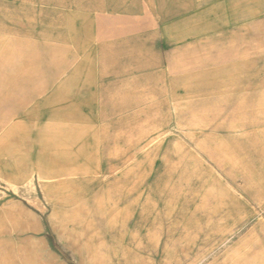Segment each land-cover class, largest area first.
Here are the masks:
<instances>
[{
  "label": "rangeland",
  "instance_id": "obj_1",
  "mask_svg": "<svg viewBox=\"0 0 264 264\" xmlns=\"http://www.w3.org/2000/svg\"><path fill=\"white\" fill-rule=\"evenodd\" d=\"M40 263L264 264V0H0V264Z\"/></svg>",
  "mask_w": 264,
  "mask_h": 264
},
{
  "label": "crops",
  "instance_id": "obj_2",
  "mask_svg": "<svg viewBox=\"0 0 264 264\" xmlns=\"http://www.w3.org/2000/svg\"><path fill=\"white\" fill-rule=\"evenodd\" d=\"M85 84H86L85 80L78 79L75 81L73 89L76 92H81V91L85 92L86 87L82 86ZM72 117H76V116H72ZM68 132L71 133L70 135L72 136H65L66 141L60 143L61 147L63 148L61 149V153L47 158L45 160L46 162L44 161V159L42 160L39 157V159L42 160V166H40V168L37 169L38 171H42L44 174L51 172L54 173L75 172V170H78L79 167L81 168L83 166L82 163L85 155V149L82 147L79 148L75 147L77 145L80 146V144L82 143V141H80L81 132L79 129L77 131L75 130V135H73L72 132H74V130L72 128H69ZM65 162H70L71 164H73L72 165L73 169L72 167L70 168L67 166H63ZM34 226H35L34 230L40 229L39 223L36 222Z\"/></svg>",
  "mask_w": 264,
  "mask_h": 264
},
{
  "label": "bare ground",
  "instance_id": "obj_3",
  "mask_svg": "<svg viewBox=\"0 0 264 264\" xmlns=\"http://www.w3.org/2000/svg\"><path fill=\"white\" fill-rule=\"evenodd\" d=\"M217 72H218V71H217ZM214 73H215V72H214ZM215 74H216V73H215ZM219 75H220V74H219ZM200 78H201V77H200ZM210 78H211V77H210ZM206 80H207V79H206ZM209 80H210V79H209ZM195 81H196V80H195ZM197 83H198V82H197ZM212 84H213V83H212ZM212 84H211V85H212ZM203 85H204V84H203ZM197 86H199V85H197ZM246 113H247V112H246ZM227 144H228V143H227ZM237 144H238V142H237ZM219 145H220V144H219ZM217 147H218V146H217ZM222 148H223V147H222ZM222 148H221V149H222ZM215 149H216V147H215ZM230 157H231V156H230ZM227 159H228V158H227ZM228 160H229V159H228ZM29 228H31V230H32V229H35V226H34V225H30ZM27 243H29V242H27ZM262 245H263V244H262ZM23 261H24V260H23ZM44 263H45V262H44ZM40 264H41V263H40Z\"/></svg>",
  "mask_w": 264,
  "mask_h": 264
}]
</instances>
